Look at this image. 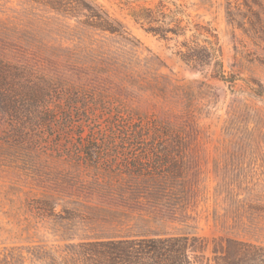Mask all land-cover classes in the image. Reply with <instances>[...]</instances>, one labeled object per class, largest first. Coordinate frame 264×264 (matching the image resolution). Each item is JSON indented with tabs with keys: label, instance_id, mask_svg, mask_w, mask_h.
<instances>
[{
	"label": "rangeland",
	"instance_id": "obj_1",
	"mask_svg": "<svg viewBox=\"0 0 264 264\" xmlns=\"http://www.w3.org/2000/svg\"><path fill=\"white\" fill-rule=\"evenodd\" d=\"M89 1L125 32L74 27L84 13L44 0H0V21L31 32L18 49L0 38V258L41 264L38 246L62 244L48 218L41 241L17 233L37 197L56 211L109 207L123 233L142 234L81 248L84 264H217L226 238L264 245V0H168L210 22L232 83L180 60L190 32L161 38L121 0Z\"/></svg>",
	"mask_w": 264,
	"mask_h": 264
},
{
	"label": "trees",
	"instance_id": "obj_2",
	"mask_svg": "<svg viewBox=\"0 0 264 264\" xmlns=\"http://www.w3.org/2000/svg\"><path fill=\"white\" fill-rule=\"evenodd\" d=\"M129 9L128 15L138 23L144 31L157 35L161 38L171 36H186L190 32V39L182 42L185 50H178L180 60L192 68L202 70L205 67H211L212 74L224 82L232 83L233 77L225 74L221 59V49L217 42L208 37L214 35L211 31L215 30L207 20L204 23L190 20V16L185 14V10L175 2L168 0H159L154 5H138L139 0H121ZM48 7V12L55 14H67L78 18L80 13H84V20L76 19L77 25L86 26L110 34H122L125 32L122 25L116 20L110 18L101 8H98L89 0H44ZM187 18H184V17ZM14 28L13 23L0 21V38L5 39L15 49L27 46V39L31 32L27 24H20ZM24 27V28H22ZM211 33V35H210ZM205 34L204 43L200 44L198 36ZM13 47V48H14ZM107 64L119 62V56H106ZM103 61V59H100ZM28 210L32 213L34 219H27L26 222L17 228V233L29 242L41 241L37 238L41 228L40 223L44 218L51 220L52 225L59 228L54 230L53 235H59L57 241L61 245L38 246V251L33 253L41 264H84L82 261L81 248L89 251H105L110 245H122L125 242H132L138 237L139 232L133 235L125 234L121 231L123 226L118 213L109 208L88 203L75 204L72 208L62 206L56 211L54 203H51L46 197H37L30 200ZM40 219V221L38 220ZM77 223L85 229H89L92 234H72V226ZM131 228V226L127 227ZM113 230V231H112ZM59 232V233H58ZM76 239V240H75ZM37 244V243H36ZM86 246H98L102 249L91 250ZM213 252L218 254L217 264H264V245L252 243L249 241L226 238L213 247ZM88 254V252H87ZM8 256L0 258V264H11V260H6Z\"/></svg>",
	"mask_w": 264,
	"mask_h": 264
}]
</instances>
